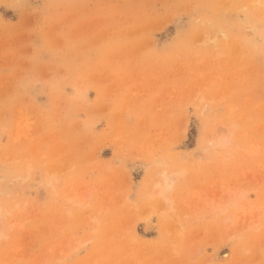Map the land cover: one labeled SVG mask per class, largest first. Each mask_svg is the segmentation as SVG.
Here are the masks:
<instances>
[{
	"label": "rangeland",
	"instance_id": "374dc122",
	"mask_svg": "<svg viewBox=\"0 0 264 264\" xmlns=\"http://www.w3.org/2000/svg\"><path fill=\"white\" fill-rule=\"evenodd\" d=\"M0 264H264V0H0Z\"/></svg>",
	"mask_w": 264,
	"mask_h": 264
},
{
	"label": "bare ground",
	"instance_id": "6f19581e",
	"mask_svg": "<svg viewBox=\"0 0 264 264\" xmlns=\"http://www.w3.org/2000/svg\"><path fill=\"white\" fill-rule=\"evenodd\" d=\"M163 177H164V176H163ZM165 179H166V180H165ZM165 179H164L163 182L161 181L162 183H160L161 186H162V187H161L162 189L167 188V187L169 186V181H170L171 178H170V179H167V177H166ZM163 191H164V190H163Z\"/></svg>",
	"mask_w": 264,
	"mask_h": 264
}]
</instances>
